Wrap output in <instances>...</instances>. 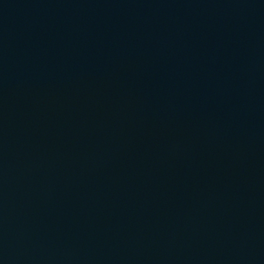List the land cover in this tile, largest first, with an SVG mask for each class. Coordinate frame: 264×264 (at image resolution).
Masks as SVG:
<instances>
[{
	"label": "water",
	"instance_id": "water-1",
	"mask_svg": "<svg viewBox=\"0 0 264 264\" xmlns=\"http://www.w3.org/2000/svg\"><path fill=\"white\" fill-rule=\"evenodd\" d=\"M0 264H264V0H0Z\"/></svg>",
	"mask_w": 264,
	"mask_h": 264
}]
</instances>
